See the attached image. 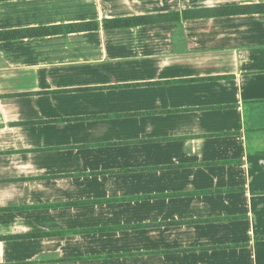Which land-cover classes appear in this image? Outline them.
I'll use <instances>...</instances> for the list:
<instances>
[{"label": "crops", "instance_id": "obj_1", "mask_svg": "<svg viewBox=\"0 0 264 264\" xmlns=\"http://www.w3.org/2000/svg\"><path fill=\"white\" fill-rule=\"evenodd\" d=\"M2 34L0 264H264V0H0Z\"/></svg>", "mask_w": 264, "mask_h": 264}, {"label": "trees", "instance_id": "obj_2", "mask_svg": "<svg viewBox=\"0 0 264 264\" xmlns=\"http://www.w3.org/2000/svg\"><path fill=\"white\" fill-rule=\"evenodd\" d=\"M160 19L149 17V16H141L136 18H125V19H119L115 21L106 20L107 25H137L141 23H147V22H154L158 21ZM26 36H11V35H0V40H8V39H15V38H22Z\"/></svg>", "mask_w": 264, "mask_h": 264}]
</instances>
